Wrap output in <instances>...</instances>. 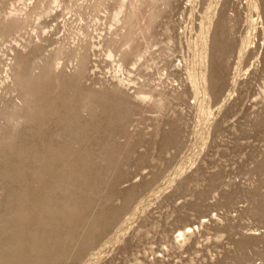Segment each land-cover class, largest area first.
Instances as JSON below:
<instances>
[{"label": "rangeland", "instance_id": "obj_1", "mask_svg": "<svg viewBox=\"0 0 264 264\" xmlns=\"http://www.w3.org/2000/svg\"><path fill=\"white\" fill-rule=\"evenodd\" d=\"M94 1L0 0V264H264V0Z\"/></svg>", "mask_w": 264, "mask_h": 264}, {"label": "bare ground", "instance_id": "obj_2", "mask_svg": "<svg viewBox=\"0 0 264 264\" xmlns=\"http://www.w3.org/2000/svg\"><path fill=\"white\" fill-rule=\"evenodd\" d=\"M102 2H103V0H95L94 2H93V6L94 7H97V6H99V5H101L102 4ZM119 3H120V1H119ZM121 4H122V2H121ZM257 4V3H256ZM122 13V12H121ZM13 17V16H12ZM119 17V16H118ZM1 22H3L4 24H8V22L10 21V19H11V16H9L8 14H3V15H1ZM17 18V21H18V17H16ZM11 22V21H10ZM12 22H14V20H12ZM20 22V20L18 21V23ZM230 22H231V20H230ZM17 23V24H18ZM25 23V22H24ZM14 24H15V22H14ZM231 24V23H230ZM5 26V25H4ZM6 28V27H5ZM8 29L10 28V27H7ZM15 28V29H14ZM20 27H13V30H18ZM8 29H6V30H4V31H8ZM11 29V28H10ZM11 31V30H10ZM7 32V34H10L11 32ZM201 33H203V32H201ZM1 34V33H0ZM4 34V33H3ZM65 47V46H64ZM64 47H63V45L61 46V48L59 47V49H58V54L60 53H64L65 52V49L67 48H65L64 49ZM84 48V47H83ZM63 50H64V52H63ZM71 50V49H70ZM77 50H79L78 48H76V49H74V50H71V52H70V56H71V58L73 57L74 58V56H73V54L76 56L78 53L77 52H81L82 51V49L80 48V50L81 51H77ZM85 51V50H84ZM75 52H76V54H75ZM57 54V53H56ZM80 54H82V53H79V57L81 58L82 56H80ZM57 56V55H56ZM78 57V58H79ZM85 57H86V52H84V54H83V57H82V59H81V61L82 60H85ZM76 58H77V56H76ZM44 60V59H43ZM78 60V59H77ZM52 61V60H51ZM54 62V61H53ZM84 62V61H83ZM83 62H81L82 64H86V63H83ZM20 63V62H19ZM82 64H80V69H82L81 67H82ZM52 65V64H51ZM78 66H79V64H78ZM50 68H52L51 66H50ZM53 68H54V66H53ZM84 68V67H83ZM80 69H78V71L79 72H82V71H84L83 69H82V71H80ZM50 70V69H49ZM200 75V74H199ZM37 76V75H36ZM83 76V75H82ZM200 78V77H199ZM205 78V77H204ZM200 81V80H199ZM202 81V80H201ZM204 82V81H203ZM197 84V83H196ZM18 85V84H17ZM196 87V86H195ZM91 91V90H90ZM95 94V93H94ZM107 95V94H106ZM152 95V94H151ZM97 96V95H96ZM102 97V96H101ZM142 99H147V96H143V97H141ZM149 98V97H148ZM86 99V98H85ZM96 99V98H95ZM95 99L93 100V101H95ZM150 100V99H149ZM98 102V101H97ZM93 106V105H92ZM16 120H17V118H16ZM16 120H14L15 122H16ZM14 123V122H13ZM182 234V233H181ZM254 244V243H253ZM257 250H259V249H257V248H254V252L255 253H259V252H257ZM260 251V250H259ZM254 253V254H255Z\"/></svg>", "mask_w": 264, "mask_h": 264}]
</instances>
